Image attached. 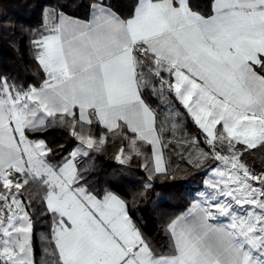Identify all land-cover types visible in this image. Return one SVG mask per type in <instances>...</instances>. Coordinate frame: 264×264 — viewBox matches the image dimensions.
Listing matches in <instances>:
<instances>
[{
	"label": "snow or ice",
	"instance_id": "snow-or-ice-1",
	"mask_svg": "<svg viewBox=\"0 0 264 264\" xmlns=\"http://www.w3.org/2000/svg\"><path fill=\"white\" fill-rule=\"evenodd\" d=\"M89 13L81 21L44 10L30 40L45 77L39 88L0 76V264H35L33 200L25 199L33 185L51 219L43 239L54 246L53 264H264V169L245 160L264 148V0H211L206 13L191 0H137L127 17L91 0ZM145 93L169 109L165 120L183 115L200 133L177 143L203 170V189L166 225L163 251L127 202L94 192L82 168L112 139L124 145L115 154L121 166L150 146L145 189L168 174L171 141ZM52 128L76 142L57 163L55 149L29 138Z\"/></svg>",
	"mask_w": 264,
	"mask_h": 264
},
{
	"label": "trees",
	"instance_id": "trees-1",
	"mask_svg": "<svg viewBox=\"0 0 264 264\" xmlns=\"http://www.w3.org/2000/svg\"><path fill=\"white\" fill-rule=\"evenodd\" d=\"M107 2L115 12L127 17L137 0ZM210 2L211 0H191L193 7L204 13L208 12ZM90 3L91 0H0V76H7L24 89L29 86L39 88L45 77L34 60L30 40L42 28L44 10L55 9L74 18L87 19ZM182 117L187 136H199V130L193 122L183 115ZM93 133L99 136L98 129H93ZM29 138L43 139L49 147L56 150L51 157L52 163H57L76 147V142L61 128L49 129L46 134H29ZM121 146H124L121 141L114 143L109 139L102 151L92 152L91 159L82 166L89 170L88 184L94 192L107 189L124 199L129 215L144 237L158 251L166 250L169 244L166 225L171 219L187 212L195 193L203 187L204 172L193 169L185 161H179L173 169L167 170V175H156L151 181V188L145 189L148 173L141 165L145 158L151 160L150 146L141 144L143 155L133 158L125 166L115 160L117 149ZM199 147L207 150L202 136ZM245 160L257 171L264 169V148L250 150ZM38 192L35 185L25 192V199L33 200L30 211L34 212L32 218L35 224L34 260L35 264H53L55 258L48 253H51L54 246L50 245L49 239H43L50 234L51 219L42 214Z\"/></svg>",
	"mask_w": 264,
	"mask_h": 264
},
{
	"label": "crops",
	"instance_id": "crops-1",
	"mask_svg": "<svg viewBox=\"0 0 264 264\" xmlns=\"http://www.w3.org/2000/svg\"><path fill=\"white\" fill-rule=\"evenodd\" d=\"M88 17H89V15H88ZM75 19H78V18H75ZM78 20L85 21L87 19H78ZM41 30H42V28H41ZM144 98L154 110H156V106L161 105V107H162L161 102L157 98H155L154 96H152V98H153L152 101L147 100L146 96H144ZM158 103H159V105H158ZM178 131H180L181 133L179 134ZM162 136H163V140L165 143H167L168 141H171L169 146L167 148L163 149V155H164L167 170L173 169L174 166L179 161L187 162L188 152L185 151L187 144L185 143L183 146H181L180 144L177 143V141L186 142V141H190L192 139L191 137L187 136L185 129L183 128L182 130H179L178 128H174L173 125L170 124V122L168 121V126L166 127L165 132H163ZM150 151H151V148H150ZM190 151L194 152L195 147L191 148ZM202 189H203V187H202ZM194 198H195V195H194Z\"/></svg>",
	"mask_w": 264,
	"mask_h": 264
},
{
	"label": "rangeland",
	"instance_id": "rangeland-1",
	"mask_svg": "<svg viewBox=\"0 0 264 264\" xmlns=\"http://www.w3.org/2000/svg\"><path fill=\"white\" fill-rule=\"evenodd\" d=\"M145 96H146V98H147V100H149V101H152V96H150V94L149 93H145ZM158 105H159V103H158ZM156 110L158 111V113H160V117H159V119L161 120V121H164V127H165V129H166V127L168 126V121L167 120H165V116L168 114V112H169V109L167 108V107H165L163 104H162V107H161V105H159V106H156ZM178 123H177V121H176V119H173L171 122H170V124H172L173 125V127L174 128H178L179 130H182L184 127H183V117H182V115H180L179 117H178ZM170 126V125H169ZM165 132V131H164ZM179 132V134L181 133L180 131H178Z\"/></svg>",
	"mask_w": 264,
	"mask_h": 264
}]
</instances>
